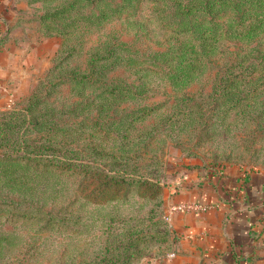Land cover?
I'll list each match as a JSON object with an SVG mask.
<instances>
[{"label": "rangeland", "instance_id": "1", "mask_svg": "<svg viewBox=\"0 0 264 264\" xmlns=\"http://www.w3.org/2000/svg\"><path fill=\"white\" fill-rule=\"evenodd\" d=\"M24 3L6 81L18 90L0 93V158L17 154L0 159V264H143L167 248L169 175L264 172V0ZM59 5L71 8L46 17ZM65 21V34L50 26ZM21 110L38 117L17 136ZM31 144L44 155L18 157ZM118 167L130 183H100L96 169Z\"/></svg>", "mask_w": 264, "mask_h": 264}, {"label": "crops", "instance_id": "2", "mask_svg": "<svg viewBox=\"0 0 264 264\" xmlns=\"http://www.w3.org/2000/svg\"><path fill=\"white\" fill-rule=\"evenodd\" d=\"M6 1L0 0V93H7L6 81L14 83L12 77H17L13 61L18 54L10 47L15 42L10 36L21 27L26 7L24 0ZM1 58L12 59L11 66ZM12 90L18 89L7 94L13 95ZM169 176L165 214L170 215L171 246L143 264H264V172L244 174L240 166L226 165L215 171L180 168ZM180 201L209 207L170 213V204Z\"/></svg>", "mask_w": 264, "mask_h": 264}, {"label": "trees", "instance_id": "3", "mask_svg": "<svg viewBox=\"0 0 264 264\" xmlns=\"http://www.w3.org/2000/svg\"><path fill=\"white\" fill-rule=\"evenodd\" d=\"M70 8L71 7L64 6V5L55 6L53 8V10H49L48 11L46 17H49V19H52L53 16L57 15L56 13H58L60 11H63L65 9L66 10L70 9ZM73 22L74 21L62 22V27L63 28H60L57 24H54V25L50 24V26L54 27L55 32H58L59 34H65V33L68 32V29L67 28L65 29V27H67L68 24H70V25L73 24ZM190 45H191L190 49L193 51V52H191V53H193V56H191L189 58L187 63H189V65L192 66V67H198L201 63L205 62L204 59L199 56V53L202 52V49L199 50L198 44H195L194 42H192ZM204 48H206V47H204ZM182 62L184 63L185 61H182ZM28 111H30V107L28 108ZM26 112H27V110H26ZM15 113L17 115L16 118H18L21 115V119H13L12 118L10 120V122H9L10 123L9 126L13 130H14V128H16L15 132H16L17 136L21 133V129L27 128L29 126V124H30L29 122L32 121L34 118L38 117V115L32 113V111H31V114L29 115V117L27 116V118L25 117V115H26L25 110L16 111V112L12 113L11 115L14 117ZM35 122L41 123L39 120H36ZM17 142H20V139H18ZM21 143H22V145L25 146L27 144V141L23 140ZM31 146H32L31 151H27L29 153H24V155H20L19 154L18 157H22L23 156L24 159H29V158L36 159V158H39V156H43L44 155L43 149L45 147H43L42 145H38V144H31ZM13 152L14 153H11L10 155H7L8 158L1 157L0 159L4 160L6 158V161L15 160L17 158V154L15 153V151H13ZM46 156H48V155H46ZM92 156H94V155H92ZM61 157L62 156L58 153V155H54V154L51 155V158H49V159L53 160L54 164H58V165H62V166H68V167H70V168H72L74 170H78L79 169V166L77 165V163L74 160H72L71 158H67V157L62 159ZM222 166H218L217 164H207L206 166H204V168H207V169L211 168L212 171H215V170H218V167H222ZM241 168L243 169L244 174L252 172V170H249L247 168H244V167H241ZM96 173H97V175H99L101 177L100 183L105 184V185L121 184V183H124V182H129L130 183L129 178L131 177V173H129L127 171V167H118L117 169H114L113 172L104 170V173L99 172L98 169H96ZM247 176H248V174H247ZM167 181H168V183H170L169 180H167ZM163 211H164V213H163ZM163 211L162 212L160 211V219L163 221V223H165L166 231H165V233L160 231L158 238L160 240H162V241L167 242L166 243L167 244V248L165 249V251H166L167 249L170 248L171 242H172L171 241L172 240L171 239V225L169 223L168 217L165 214V210H163ZM149 235L153 236V234H149ZM134 245H135V243L133 244V246ZM128 255L133 256L134 252L131 251V252L128 253Z\"/></svg>", "mask_w": 264, "mask_h": 264}, {"label": "built area", "instance_id": "4", "mask_svg": "<svg viewBox=\"0 0 264 264\" xmlns=\"http://www.w3.org/2000/svg\"><path fill=\"white\" fill-rule=\"evenodd\" d=\"M209 207V205L199 202V201H180V202H173L170 204L169 211L174 212L178 210H194V209H205ZM170 216L167 214V217ZM172 256L176 254L175 251L170 253Z\"/></svg>", "mask_w": 264, "mask_h": 264}]
</instances>
